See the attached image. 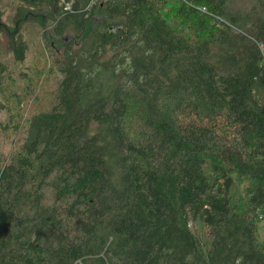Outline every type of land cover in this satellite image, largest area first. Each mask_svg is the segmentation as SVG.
I'll return each mask as SVG.
<instances>
[{"label":"trees","instance_id":"obj_1","mask_svg":"<svg viewBox=\"0 0 264 264\" xmlns=\"http://www.w3.org/2000/svg\"><path fill=\"white\" fill-rule=\"evenodd\" d=\"M16 1L54 83L6 94L0 264H264V0Z\"/></svg>","mask_w":264,"mask_h":264},{"label":"rangeland","instance_id":"obj_2","mask_svg":"<svg viewBox=\"0 0 264 264\" xmlns=\"http://www.w3.org/2000/svg\"><path fill=\"white\" fill-rule=\"evenodd\" d=\"M18 7L19 4L16 0L0 1L2 23L0 27V64L5 65L6 75L9 76L7 84L8 86H12L5 88V91L0 88V154L4 155L16 144L17 137L22 136L21 132L19 134L13 133L11 127H15V124L12 121L10 123V117L12 115L13 117L18 116L17 121H19V115L21 114L23 119L30 113L27 110L33 108L34 100L32 95H29L18 105V101L12 99L13 97L11 96L7 100L6 94L14 90L23 93L26 90L24 87L26 86L25 82L27 78L29 76L34 77L36 73L41 77V81L47 83V86L52 88L54 83V74L48 78L47 75L42 76L43 66L47 63L48 68L49 62L48 52L43 47L44 44L40 33L42 32L44 21L47 22L48 20L46 18L43 19L42 14L30 13L28 11H24V13L29 15L22 18ZM19 35L23 36L28 47L23 61L15 60L13 53L8 52L7 48L11 39ZM11 111L12 113H9ZM260 225V240L264 242V221Z\"/></svg>","mask_w":264,"mask_h":264}]
</instances>
